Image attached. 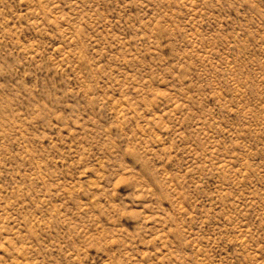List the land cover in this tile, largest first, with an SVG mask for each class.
<instances>
[{"label": "rangeland", "instance_id": "374dc122", "mask_svg": "<svg viewBox=\"0 0 264 264\" xmlns=\"http://www.w3.org/2000/svg\"><path fill=\"white\" fill-rule=\"evenodd\" d=\"M0 264H264V0H0Z\"/></svg>", "mask_w": 264, "mask_h": 264}]
</instances>
